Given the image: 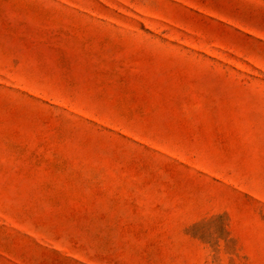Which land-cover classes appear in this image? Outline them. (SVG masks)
Segmentation results:
<instances>
[{"label":"rangeland","instance_id":"374dc122","mask_svg":"<svg viewBox=\"0 0 264 264\" xmlns=\"http://www.w3.org/2000/svg\"><path fill=\"white\" fill-rule=\"evenodd\" d=\"M0 264H264V0H0Z\"/></svg>","mask_w":264,"mask_h":264}]
</instances>
